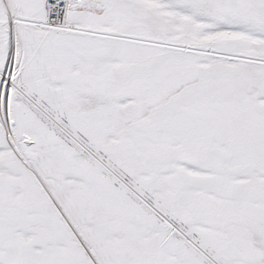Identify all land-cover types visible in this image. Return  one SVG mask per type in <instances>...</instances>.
I'll return each instance as SVG.
<instances>
[{
    "label": "snow or ice",
    "instance_id": "6c2138e0",
    "mask_svg": "<svg viewBox=\"0 0 264 264\" xmlns=\"http://www.w3.org/2000/svg\"><path fill=\"white\" fill-rule=\"evenodd\" d=\"M0 264H264V0H0Z\"/></svg>",
    "mask_w": 264,
    "mask_h": 264
}]
</instances>
